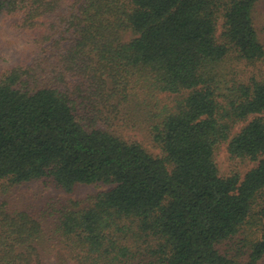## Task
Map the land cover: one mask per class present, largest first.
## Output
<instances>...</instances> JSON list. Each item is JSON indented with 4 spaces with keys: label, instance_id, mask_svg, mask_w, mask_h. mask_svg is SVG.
<instances>
[{
    "label": "trees",
    "instance_id": "obj_1",
    "mask_svg": "<svg viewBox=\"0 0 264 264\" xmlns=\"http://www.w3.org/2000/svg\"><path fill=\"white\" fill-rule=\"evenodd\" d=\"M261 1L0 0L36 46L0 72V264L260 263L264 76L241 65L264 64ZM223 143L256 164L222 175ZM35 180L111 186L15 206Z\"/></svg>",
    "mask_w": 264,
    "mask_h": 264
},
{
    "label": "rangeland",
    "instance_id": "obj_2",
    "mask_svg": "<svg viewBox=\"0 0 264 264\" xmlns=\"http://www.w3.org/2000/svg\"><path fill=\"white\" fill-rule=\"evenodd\" d=\"M258 23H260L261 37L264 40V0L258 6ZM222 24V21L220 22ZM134 36L132 31L124 33L125 39H130ZM36 52V46L30 36L12 26L10 20L6 17H0V72L7 68L27 63L31 60ZM242 70H245L247 76L252 74L264 76V64L248 66L246 63L242 64ZM244 73V75H245ZM168 100V99H166ZM249 118L248 120H250ZM247 121L241 122L237 125L236 131L241 128ZM129 135H133L143 142V144L154 154L161 152L160 148L155 145L152 140L150 127L141 123L139 127H134L129 130ZM217 161L222 175L229 174L233 171H238L244 174L252 166L256 164L255 161L244 159H232L227 150V144L223 143L217 154ZM111 185L107 183H81L78 184L74 191L66 192L54 185H46L43 180H35L28 182L18 188L12 193V200L15 206L25 205L29 201H43L49 197L55 196L61 201L70 199H83L91 194H96L99 191L109 188ZM17 195V197H16ZM45 264H78L68 257L67 251L60 250V253H54L45 259ZM259 264H264V258Z\"/></svg>",
    "mask_w": 264,
    "mask_h": 264
}]
</instances>
